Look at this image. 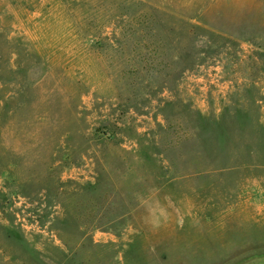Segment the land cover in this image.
<instances>
[{
    "label": "rangeland",
    "instance_id": "obj_1",
    "mask_svg": "<svg viewBox=\"0 0 264 264\" xmlns=\"http://www.w3.org/2000/svg\"><path fill=\"white\" fill-rule=\"evenodd\" d=\"M264 259V0H0V264Z\"/></svg>",
    "mask_w": 264,
    "mask_h": 264
},
{
    "label": "water",
    "instance_id": "obj_2",
    "mask_svg": "<svg viewBox=\"0 0 264 264\" xmlns=\"http://www.w3.org/2000/svg\"><path fill=\"white\" fill-rule=\"evenodd\" d=\"M247 264H264V259L256 260L254 262H248Z\"/></svg>",
    "mask_w": 264,
    "mask_h": 264
}]
</instances>
